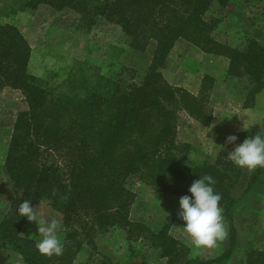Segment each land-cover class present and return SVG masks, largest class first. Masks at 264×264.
<instances>
[{"label": "trees", "instance_id": "trees-1", "mask_svg": "<svg viewBox=\"0 0 264 264\" xmlns=\"http://www.w3.org/2000/svg\"><path fill=\"white\" fill-rule=\"evenodd\" d=\"M229 2L0 0L1 18L46 4L56 11L78 12V26L91 25L97 17L118 24L133 50L143 52L155 41L151 63L138 83L122 84L85 61H75L62 79L50 81L28 71L31 47L20 30L0 23V90L5 86L19 90L25 103L13 121L3 164L14 197L10 211L0 219V241L25 264H72L84 244L95 246L96 231L106 233L114 226L125 229L128 236L137 233L147 238L169 264L229 259L235 246L233 225L229 245L218 257L188 258V246L170 232L172 216L156 231L129 219L132 195L126 186L128 177L139 173L158 190L191 196L192 182L209 174L216 180L215 191L222 194L221 206H232L231 192L241 171L227 157L243 142L245 132L233 134L235 144L226 143L225 137L212 161L189 162L190 144L174 140L178 105L185 101L189 113L204 124L210 117L193 96L178 93L165 81L160 70L175 43L183 39L206 53L227 57V72L245 76L253 83L252 94L259 92L264 81V44L255 38L242 47L219 42L212 34L217 20L204 18L213 3L224 7ZM261 177L264 181V168L258 167L248 187ZM25 199L32 205L46 199L60 214L62 256L41 255L37 241L21 235L27 218L19 215L18 206ZM245 253L247 264H264V250L249 247Z\"/></svg>", "mask_w": 264, "mask_h": 264}, {"label": "rangeland", "instance_id": "rangeland-1", "mask_svg": "<svg viewBox=\"0 0 264 264\" xmlns=\"http://www.w3.org/2000/svg\"><path fill=\"white\" fill-rule=\"evenodd\" d=\"M80 17L75 10L56 11L42 4L35 10L0 17V23L15 25L26 37L31 47L28 71L37 76L57 81L75 61H85L100 66L103 75L122 84L140 82L151 63L155 41L151 40L146 49L139 52L127 46L118 24L97 17L91 25L78 26ZM204 18L217 20L212 34L219 42L242 47L248 39L255 38L264 44V0H230L224 7L213 3ZM228 63L227 57L206 53L180 39L160 68L165 81L178 93L184 91L193 96L206 118L210 117L209 123L204 124L189 113L185 101L178 105L174 140L190 144L187 159L191 163L212 161L223 139L229 135L245 132L246 139L264 133V81L262 89L252 94L253 83L245 76L229 74ZM24 106L19 90L8 86L0 90V219L10 211L14 197L3 164L13 121ZM239 169L240 177L231 192L234 202L224 209L229 236L215 248L195 247L184 232L185 222L177 215L182 194L158 190L139 173L126 180L132 195L128 200L129 219L156 231L167 216H172L170 232L188 246L191 259L218 257L229 245L233 225L235 246L231 256L214 264H247L245 252L249 247L264 250V181L261 177L248 187L254 171ZM32 206L46 219L55 216L61 220L46 199ZM21 235L36 241L42 239L37 223L28 219ZM59 236L62 240L63 226ZM93 241L95 246L84 244L72 264H169L147 238L137 233L128 236L125 229L118 226L106 233L96 231ZM0 264L25 263L0 241Z\"/></svg>", "mask_w": 264, "mask_h": 264}, {"label": "clouds", "instance_id": "clouds-1", "mask_svg": "<svg viewBox=\"0 0 264 264\" xmlns=\"http://www.w3.org/2000/svg\"><path fill=\"white\" fill-rule=\"evenodd\" d=\"M236 141L235 135L226 138V143L235 144ZM227 158L235 166L245 168L249 172L258 167L264 168V133L260 132L254 137L244 139L228 153ZM215 184L214 177L205 174L192 182L188 190L191 196L183 195L179 199L178 218L185 222L183 230L198 248H215L229 236L224 208L220 204L223 197L215 191ZM18 213L29 222L37 223L42 239L36 242L35 247L41 255L48 258L63 255L64 243L59 236L62 221L59 218L53 216L46 219L40 216L37 207H33L29 199L19 204Z\"/></svg>", "mask_w": 264, "mask_h": 264}, {"label": "crops", "instance_id": "crops-1", "mask_svg": "<svg viewBox=\"0 0 264 264\" xmlns=\"http://www.w3.org/2000/svg\"><path fill=\"white\" fill-rule=\"evenodd\" d=\"M263 95H264V90H263Z\"/></svg>", "mask_w": 264, "mask_h": 264}]
</instances>
